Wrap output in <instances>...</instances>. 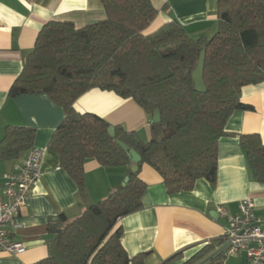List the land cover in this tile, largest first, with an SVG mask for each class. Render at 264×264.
I'll use <instances>...</instances> for the list:
<instances>
[{
    "label": "trees",
    "instance_id": "1",
    "mask_svg": "<svg viewBox=\"0 0 264 264\" xmlns=\"http://www.w3.org/2000/svg\"><path fill=\"white\" fill-rule=\"evenodd\" d=\"M106 19L83 28L52 21L40 30L11 97L42 93L65 111L49 149L63 168L85 190V164L96 160L107 168L130 167L129 152L141 157L138 172L109 196L86 208L73 221L63 215L51 222L62 258L70 264H143L146 254L130 258L121 238L119 220L142 209L147 184L144 165L162 178L169 194L190 191L198 180L215 184L218 143L229 135L226 124L236 111H253L241 101L242 89L264 83V0H218L217 32L197 39L176 21L147 33L157 17L152 0H101ZM201 51L206 54V93L195 90L193 71ZM113 91L134 100L153 120L151 139L111 125L75 109L91 89ZM35 130L8 126L0 142V159L16 161L34 147ZM255 181L264 185V144L259 135H241ZM218 242L204 247L183 264L208 258ZM214 260V259H213ZM211 260V261H213ZM36 264H57L53 254Z\"/></svg>",
    "mask_w": 264,
    "mask_h": 264
},
{
    "label": "crops",
    "instance_id": "2",
    "mask_svg": "<svg viewBox=\"0 0 264 264\" xmlns=\"http://www.w3.org/2000/svg\"><path fill=\"white\" fill-rule=\"evenodd\" d=\"M152 4L158 14L147 33L172 21L194 39L211 37L218 30V0H152ZM105 19L101 0H0V142L8 126L26 127L35 130L33 148L44 151L42 178L11 236L25 251L4 252L3 264H36L47 259L54 248L50 223L63 215L68 221L77 219L87 207L123 185L131 171V166L107 168L89 160L84 167L85 190L80 192L61 168L58 154L49 149L65 118L63 108L42 93L9 95L44 25L57 21L83 28ZM241 101L254 110L236 111L228 120L229 135L218 143L215 184L201 179L190 191L169 194L161 176L147 165L142 167L140 177L147 184L143 207L118 223L123 228L121 243L130 258L146 254L143 264H183L218 242L213 254L227 246L222 240L227 222L216 215L217 206H224L233 216L245 199L254 201L255 216L264 229V185L255 181L240 143L241 135H259L264 144V83L244 87ZM75 109L99 116L113 127L137 132L145 142L151 139L152 120L144 109L113 91L91 89L76 101ZM26 154L13 162L0 159V193L7 176ZM211 260L206 264H249L246 253L228 256L226 248Z\"/></svg>",
    "mask_w": 264,
    "mask_h": 264
},
{
    "label": "built area",
    "instance_id": "3",
    "mask_svg": "<svg viewBox=\"0 0 264 264\" xmlns=\"http://www.w3.org/2000/svg\"><path fill=\"white\" fill-rule=\"evenodd\" d=\"M44 151L32 148L21 165L7 176L0 193V264L4 252L21 254L22 244L13 242L11 236L19 227L17 218L28 206L36 184L42 178ZM216 215L227 222L222 234L228 256L240 252L247 255L249 264H264V229L255 216V203L245 199L239 205V212L230 215L224 206H217Z\"/></svg>",
    "mask_w": 264,
    "mask_h": 264
},
{
    "label": "water",
    "instance_id": "4",
    "mask_svg": "<svg viewBox=\"0 0 264 264\" xmlns=\"http://www.w3.org/2000/svg\"><path fill=\"white\" fill-rule=\"evenodd\" d=\"M205 57L206 54L204 51H201L200 55H199V59H198V63L197 66L195 67L194 71H193V82H194V86H195V90L199 93H206L207 92V87L204 81V67H205ZM161 122V113L159 110H157L154 113L153 116V120L152 123L153 124H159ZM109 135L111 137H115V128L113 126H111L108 130ZM119 145L126 151L129 152V157H130V161L132 163L131 165V171L132 172H138L139 171V167L138 165L141 162V157L139 156V154L135 151V150H130V148L122 143L119 142ZM129 181V178L127 177L125 179V182L123 184L126 185ZM227 246H224L223 248L219 249L218 251L214 252L212 255H210L208 258H206L205 260H203L201 263L199 264H206L209 260H211L212 258H214L216 255H218L220 252H222ZM53 257L55 258L57 264H70L69 262L65 261L59 250H58V246L57 244L54 245L53 248Z\"/></svg>",
    "mask_w": 264,
    "mask_h": 264
}]
</instances>
